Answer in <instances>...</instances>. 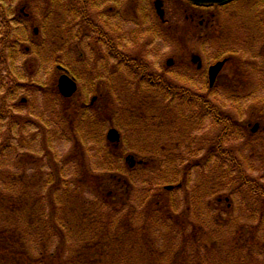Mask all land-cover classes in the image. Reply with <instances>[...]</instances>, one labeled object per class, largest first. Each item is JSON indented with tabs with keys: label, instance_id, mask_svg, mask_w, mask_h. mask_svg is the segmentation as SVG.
I'll list each match as a JSON object with an SVG mask.
<instances>
[{
	"label": "rangeland",
	"instance_id": "rangeland-1",
	"mask_svg": "<svg viewBox=\"0 0 264 264\" xmlns=\"http://www.w3.org/2000/svg\"><path fill=\"white\" fill-rule=\"evenodd\" d=\"M71 1L80 11L85 8L84 15L89 18L85 22L77 17L75 32L88 29V34L82 41L80 36L65 38L67 44L59 42L52 56L59 57L77 75L74 95L63 96L53 84L58 83L60 73L48 61L44 68H36L38 75L30 78L31 56L21 49L14 55V66L23 78L10 80L0 71V192L10 195L20 191L6 188L7 173L26 169L28 176L37 174V185L32 177L31 200L35 202L31 207L46 214L47 210L41 212L40 199L48 188L43 178L54 171L53 166H47L50 160L63 175L60 188L65 185L68 191L82 193L78 194L81 206L92 207L95 212L102 204V210H112L115 222L122 217L132 222L136 216L134 225L148 223L153 228L151 234L158 236L151 239L159 241L152 254H157L155 248L163 254V249L172 247L170 244L175 249L184 247L183 237L174 230L178 225L175 217L165 215L169 204L172 214L203 222L205 225H200L206 229L212 227L211 241L219 239L203 264H244L232 254L230 241L236 243V227L218 235L206 218L204 221L202 207L211 206L212 216L226 212L235 224L245 223L253 236L251 226L259 215L250 214L261 212L257 189H264V76L255 74L254 89L240 80L220 77L216 89L211 90L205 73L191 68V49L199 51L200 43L199 32L194 30L198 21L194 25L186 18L196 8L185 0H164L168 22L163 25L153 8L155 0ZM47 2L5 0L10 11L23 3L25 12L34 16L22 21L23 28L17 29L16 37L23 39L26 29L32 34L48 12ZM257 4L255 19L263 20L264 4ZM52 16L65 28L62 20L73 19L62 8H56ZM5 18L0 8V39L8 30L3 25ZM192 30L196 34L188 43L186 32ZM40 37L45 39L46 35ZM28 44L24 39L20 47ZM257 44L256 50L264 46L263 37ZM216 48L213 44L204 49L208 62L214 61L209 53H215ZM229 89L244 96L229 97ZM90 124L94 133H88ZM112 128L120 133L117 147L107 140ZM106 152L111 156L106 158ZM128 155L134 157L133 166L127 161ZM108 159L111 162L104 164ZM192 163L194 167L187 170ZM224 172L227 179L220 178ZM97 175H103V180L96 181ZM180 180L182 187L166 189ZM241 181L246 183L242 188ZM126 188L129 192L125 194ZM62 191L52 196L58 207L57 218L64 199ZM153 195L155 201L162 202L158 203L159 212L151 211L147 222ZM4 196L0 193V264H15L16 257L21 259L22 243L33 254L44 260L52 256L54 261L58 238H49L46 233L42 237L46 248L44 242L36 243L28 222L23 220V208L15 210L16 201L9 202V196L7 200ZM193 227L190 224L189 229ZM170 232L176 236L171 237ZM188 247L192 254L195 244L191 242ZM257 248L252 252L243 248L245 263L264 261L263 232L258 234ZM164 260L163 264H169Z\"/></svg>",
	"mask_w": 264,
	"mask_h": 264
},
{
	"label": "trees",
	"instance_id": "trees-1",
	"mask_svg": "<svg viewBox=\"0 0 264 264\" xmlns=\"http://www.w3.org/2000/svg\"><path fill=\"white\" fill-rule=\"evenodd\" d=\"M76 1H84L85 3L91 2L89 0ZM65 2L67 3H63L62 0H48L46 9L48 12L45 13L42 18V22L38 25L40 29L39 34H35L34 32L29 34L26 29L23 39L21 38L20 40L19 37H16L17 29L23 28L22 25L24 24L22 21L25 18L31 20L33 14L29 11L25 12V10L23 11L21 9V7L25 6L23 3L19 4L20 6H16V10H12L11 8L10 11L8 9V4L5 3V0H0V8L4 17H6L3 25H5L8 29L7 31H4V33L2 32L3 38L0 39V66H2L0 71H3V74L10 80H15L18 77L23 78L18 69L14 66L16 61L14 59V55L20 49L25 55L31 56L30 62L32 65H28L30 67V72L27 73L30 78L38 75L40 72L36 71V68H44L45 62L48 61L49 64L55 65V70L60 73V75L62 73H67L78 79L77 75L73 73L71 67L64 64L59 57L52 56L59 42H61V45L63 46L67 44V42H64L65 38L75 39L80 36L79 41H82V38L86 37L88 34V29L75 32L77 17H81V19L85 22L89 19L86 15H84L86 13V9L84 8L80 11L77 6L74 5L76 4L74 1L65 0ZM56 8L58 10L62 8L73 18L72 20H68V18L62 20L63 23L67 24L66 28L62 26L59 19L57 21L55 17L52 16L55 13ZM23 12L25 15L22 14ZM42 33L46 35L45 39L40 37ZM24 39L29 42L27 45L29 48L28 51L24 46H22V48L20 47V44L24 42ZM53 84L57 85L56 82ZM59 97L61 98L62 96L59 94ZM89 127L90 130L88 133H91L92 131L94 133L93 126L91 125ZM21 141L23 142L24 140ZM7 147L8 146H6L5 149ZM44 148V151L49 156L50 150L48 145H45ZM109 155L111 156V153H105L106 158ZM110 162L111 161L108 159L104 161V164H108ZM193 164L194 163L188 165L187 170H190L192 166L194 167ZM47 166H53L54 171L53 173H49L48 177L43 178L44 185L48 186V188L45 193H43V197L40 199V205L42 207L41 212L47 210L46 214L38 213L36 212V208L31 207V203L35 202L31 200V191L33 190L32 177L34 175L32 177L31 175L28 176L26 172H24L26 169L16 171L15 173H7L4 177L7 182L6 188L13 190H19L20 188V191H16L10 195L8 193L4 194L2 191L0 193H3V196L5 195V200H7V197L9 196V202L16 201L14 204V207H16L15 210L23 208V220L28 222L27 225L31 229V235L33 236L32 239H35L36 243L41 244L44 242L43 246L46 248V241L42 238L44 234L46 235V233L49 238L52 236L58 238L56 246V252L58 255L54 261L52 256L51 259L48 258L44 260V258H42L43 256L33 254L32 250H28L29 246H27V248L24 243H22V245H20V250L21 253L24 254H22L21 259L18 257L14 259L15 264H163L165 261L164 258L168 260L169 264H190L193 261H195L196 264H203L208 258V252L214 247V244L220 242L217 238L216 240L218 242L211 241V236L213 235V231H211L212 227L210 229H206L201 226L205 225L202 224L203 222L199 223L198 221L194 223L190 218L188 219L185 214L183 217L172 214V211L168 207L169 204H167V212L165 215H173V217H175L177 221L176 224L178 225L176 228L177 230H174L175 232L178 231L177 233L183 237L184 247L175 249V247L170 244L172 247L163 249V254H160L157 248L154 249L157 254H152V250L154 248L153 246L157 247V242L159 241L151 239L158 236L151 234L153 232V228L149 226L148 223H138L134 225L137 220L136 216L133 217L132 222L129 218L124 217H122V220L115 222L113 212H111L112 210L110 208L106 209V211L102 210V204L101 208H98L97 206V211L95 212L91 211L93 210L92 207L81 206L82 193H78L77 191H68L65 189V185L60 188L62 182L60 177L63 175L59 172L58 166L50 160H48ZM39 173L40 172L38 171V174ZM35 176H37V174H35ZM35 176L33 179L35 185H37V178H35ZM40 177H43V175ZM227 177L228 176H226L224 172V176L220 178L227 179ZM95 178L96 181H102L104 177L103 175H97ZM245 184V181H241L239 187L242 188ZM77 185L79 186V181ZM172 186V188L182 187V181L180 180L175 187L174 185ZM39 187L40 186H38V188ZM99 188L101 187L97 186V190H100ZM125 190V194L129 192L128 188ZM57 191L60 195L62 191V196H64L62 206L59 208L61 211L59 218H57L58 207L56 200H52V196ZM257 191L259 193V202L262 203V210L260 213L256 212V214L255 211H251L250 217L259 215L258 219H255V224L251 226L253 236L248 234L249 230L245 227V223L239 222L235 224L234 220L231 221L233 217L225 216L226 214L224 213L226 212L220 215L215 211L216 213L212 216L209 214V212H213L211 206L207 205L208 207L206 206V208L205 206L202 207L204 214V216H202L204 217V221L206 218L208 222L214 226V231L218 235L228 232L229 228L234 229L236 227V234H238L236 243L233 242V239L230 241L232 254L238 255L239 260L244 264H247V262L245 263L244 258L241 256V251L244 247H247L250 252H252L253 249L258 250V234L260 232L264 233V189H257ZM46 199L50 202L45 203L44 200ZM84 199L86 200V198ZM155 199L157 198L153 195V201L148 210L147 222L151 218V211H154L155 213L159 212L160 204L158 203L162 201H155ZM225 200L228 202L229 198L226 197ZM37 201L39 202V200ZM219 201H222V199H219ZM11 211L14 212L12 209ZM226 211H229V209H226ZM133 212H135L134 209ZM172 224L173 223L171 222V226ZM190 224L194 225L191 230L189 229ZM170 233L171 237L176 236V234H173L172 232ZM191 235L193 239L189 237ZM191 242L195 244V247H191L193 250L192 254H190V247H188V244ZM30 246L34 247L33 245ZM216 246L218 245L216 244ZM159 248L161 249L160 244ZM165 250H167L166 254L164 252ZM261 251L262 250H259V254H261ZM261 262L262 263H256L264 264V261Z\"/></svg>",
	"mask_w": 264,
	"mask_h": 264
},
{
	"label": "flooded vegetation",
	"instance_id": "flooded-vegetation-1",
	"mask_svg": "<svg viewBox=\"0 0 264 264\" xmlns=\"http://www.w3.org/2000/svg\"><path fill=\"white\" fill-rule=\"evenodd\" d=\"M264 0H232L225 5L209 4L190 7L196 8L195 12L187 14L190 24L198 21L194 30L199 32V51L191 49V68L197 72H204L208 86L211 90L216 89L220 77H225L232 82L241 81L246 86L252 87L255 83V74L264 76V46L256 50L255 45L263 37L264 39V17L263 20L255 19L254 5L257 6ZM164 4V3H163ZM260 7V6H259ZM155 13V2L153 3ZM264 10V5H263ZM264 14V12H263ZM34 18V16H32ZM29 18V17H28ZM186 32L188 43L195 36V31ZM195 39V38H194ZM217 45L216 52L213 54L214 61L208 62L204 55V49ZM264 45V44H263ZM199 58L196 62L193 56ZM261 59V63L257 62ZM223 63L217 75L215 84H210V69L217 63ZM254 89V86L252 87ZM229 97L244 96L237 90L229 89ZM248 95V94H247ZM251 123L248 124L250 127Z\"/></svg>",
	"mask_w": 264,
	"mask_h": 264
},
{
	"label": "water",
	"instance_id": "water-1",
	"mask_svg": "<svg viewBox=\"0 0 264 264\" xmlns=\"http://www.w3.org/2000/svg\"><path fill=\"white\" fill-rule=\"evenodd\" d=\"M195 5L203 6V5H209V4H219V5H225L232 0H189ZM155 7L157 9V13L160 16V18L164 19L165 17V10L163 9V0H156L155 1ZM199 57L197 55L193 56V60L196 62V59ZM223 63H217L216 65L212 66L210 69V81L211 84H213L216 80L217 75L219 74ZM59 90L61 94L65 97H71L77 90V83L76 81L68 76L67 74H63L59 78ZM258 125H255L254 129L256 130ZM108 139L112 142H119L120 141V133L117 129H110L108 131L107 135ZM127 161L131 162L130 166H133L135 164L134 157L132 155L127 156ZM170 187V186H169ZM168 187V188H169Z\"/></svg>",
	"mask_w": 264,
	"mask_h": 264
}]
</instances>
